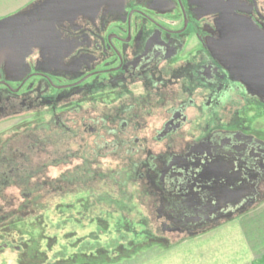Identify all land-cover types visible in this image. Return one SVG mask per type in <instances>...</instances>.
<instances>
[{
    "label": "flooded vegetation",
    "instance_id": "flooded-vegetation-1",
    "mask_svg": "<svg viewBox=\"0 0 264 264\" xmlns=\"http://www.w3.org/2000/svg\"><path fill=\"white\" fill-rule=\"evenodd\" d=\"M17 14L6 38L29 37L12 70L0 62V120L25 111L33 123L0 140V264H13V252L24 264L30 244L13 237L20 213L78 206L86 217L102 201L129 210V184L168 237H193L262 203L264 131L242 104L264 111V96L231 74L223 52L227 33L250 40L253 78H264V0H32L8 17ZM108 158L120 171L102 173ZM114 179L118 199L97 193L98 181ZM64 239L74 242L56 260L97 258V242Z\"/></svg>",
    "mask_w": 264,
    "mask_h": 264
},
{
    "label": "rangeland",
    "instance_id": "rangeland-1",
    "mask_svg": "<svg viewBox=\"0 0 264 264\" xmlns=\"http://www.w3.org/2000/svg\"><path fill=\"white\" fill-rule=\"evenodd\" d=\"M31 1L0 0V20L24 8ZM242 105L243 112L247 113L243 118L251 119L252 112L253 117L259 118L253 127L264 131V118H261L264 111H261L259 106L256 108L253 103L244 104V100ZM28 115L29 113L24 111L19 112L17 116L0 120V140L13 138V133L20 132L26 122H31L29 125H32L33 121H30ZM17 125L18 128L15 127ZM16 128L18 130H15ZM99 169L105 175L107 171L117 172L120 163L109 158L100 160ZM56 172L50 170V177L56 176ZM116 180L118 179H114L113 183L110 182L108 185L106 181H98L97 193L105 192L112 194L115 200L118 199L117 193L121 192V188L118 189L120 183ZM126 189L128 194L124 201L128 199L129 210L128 208L120 210L102 201L97 208L89 211L86 217L77 214L78 206L66 210L62 216L60 212L52 210L53 208L45 212L37 210L17 215L13 222V237L23 245L30 244L26 256L22 255V258H25L24 264H264V200L257 208L242 213L235 221L211 228L193 237H168L160 234V229L151 220V213L143 202H139L137 187L129 184ZM72 200V197H68L66 201ZM49 202L53 207L58 203V199L55 197L50 201L48 199L47 202L42 201L41 205ZM125 202L127 203V200ZM94 218L98 220L96 225L92 223ZM62 219L67 221L66 226H60ZM72 219L80 222L72 223L70 222ZM67 233H76V237L81 238L83 242L90 240L92 244L97 242V258L93 260L77 256L65 262L56 260L55 253L60 246L74 242V239L70 241L64 239ZM42 235L50 238L49 243ZM159 235L167 238V241L155 238ZM48 245L51 252H47L46 256ZM73 251L75 250L70 249L68 254ZM18 258L19 254L13 252V264L17 263Z\"/></svg>",
    "mask_w": 264,
    "mask_h": 264
},
{
    "label": "water",
    "instance_id": "water-1",
    "mask_svg": "<svg viewBox=\"0 0 264 264\" xmlns=\"http://www.w3.org/2000/svg\"><path fill=\"white\" fill-rule=\"evenodd\" d=\"M19 15H14L0 21V62H5L6 69H13V65L23 59L26 50L19 47L25 45L28 35L21 33V30L14 32L11 40L7 39V34L14 30L19 20ZM20 34V35H19ZM227 47L223 52V59L227 62V67L232 75V70H240L243 84L250 90L252 86L257 85L264 96V78L262 76L253 78V67L256 69L255 62L252 60V50L250 40L245 37H239L236 33H227ZM16 62V63H15ZM257 70L264 71V64L257 63Z\"/></svg>",
    "mask_w": 264,
    "mask_h": 264
}]
</instances>
